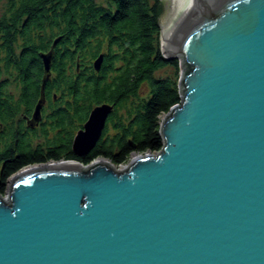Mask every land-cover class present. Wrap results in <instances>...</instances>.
Returning <instances> with one entry per match:
<instances>
[{"label": "water", "instance_id": "obj_1", "mask_svg": "<svg viewBox=\"0 0 264 264\" xmlns=\"http://www.w3.org/2000/svg\"><path fill=\"white\" fill-rule=\"evenodd\" d=\"M161 45L182 67L163 147L118 171L70 159L18 170L0 194V264H264V0H168ZM42 57L44 88L53 51ZM44 103L42 89L31 126ZM112 111L91 109L77 156Z\"/></svg>", "mask_w": 264, "mask_h": 264}, {"label": "trees", "instance_id": "obj_2", "mask_svg": "<svg viewBox=\"0 0 264 264\" xmlns=\"http://www.w3.org/2000/svg\"><path fill=\"white\" fill-rule=\"evenodd\" d=\"M163 11L162 0H8L0 15V193L7 192L9 177L30 164L63 159L89 164L105 157L118 165L134 152L163 147L162 118L182 100L179 80L155 76L164 66L180 64L161 49ZM51 50V73L43 88L42 54ZM100 54L103 62L96 69ZM143 84L148 95L130 103ZM42 89L49 103L42 126L46 143L35 144L37 129L20 115L32 117ZM104 102L113 111L102 136L88 154L77 156L75 130ZM122 108L126 118L119 114ZM110 126L115 133H109Z\"/></svg>", "mask_w": 264, "mask_h": 264}, {"label": "rangeland", "instance_id": "obj_3", "mask_svg": "<svg viewBox=\"0 0 264 264\" xmlns=\"http://www.w3.org/2000/svg\"><path fill=\"white\" fill-rule=\"evenodd\" d=\"M97 2H99V3H103V4H107V1L108 0H96ZM163 1V9H164V11H163V14H164V12H165V10H166V4H167V0H162ZM7 6H8V0H0V15H2L5 11H6V9H7ZM163 14H162V16H163ZM159 42H160V45H161V34H160V36H159ZM161 47H162V45H161ZM176 58H178V59H180L179 57H176ZM155 76H157V77H165V76H171L172 78H175V79H177V80H180L181 79V76H182V67H181V63L179 64V67L178 68H175L174 66H171V65H167V66H164V67H162V68H160V69H158L156 72H155ZM9 88L13 91V92H17V91H19V89H18V86L15 84V83H12L10 86H9ZM59 93L58 94H56V97H59ZM148 95V86H147V84H143L142 86H141V88H140V91H139V96L138 97H136V98H133L131 101H130V103H132V102H135V101H139L141 98H143V97H146ZM44 107V109H43V111H42V118H43V121H44V123H47V121H48V117H47V115L49 114V103H47V101L45 102V105L43 106ZM119 114L120 115H122V117L123 118H126L127 117V110H126V108H122L121 110H119ZM19 117V116H18ZM20 117H22V115H20ZM37 129V131H36V135H35V137H34V143L36 144V143H43L44 142V140H45V137H44V135H43V132H42V127H38V128H36ZM77 131V129L75 130V132ZM109 133L110 134H113V133H115V131H114V129H113V127L112 126H110L109 127ZM1 137V136H0ZM4 145H3V143H2V139L0 138V149H2V147H3ZM134 157V154H132L130 157H129V159L126 161V163H124V164H114V163H112L111 162V160H109V159H107V158H105V157H103V158H97V159H95L94 160V162H92V163H90V165L91 164H93V163H95V162H99V161H102V162H107V163H109L110 165H112L113 167H114V169L115 170H121V169H124L125 167H121L122 165H124V166H126V165H128L129 164V162L131 161V159ZM126 164V165H125ZM12 176L11 177H9V179H8V189L10 188V183H11V180H12ZM3 197H5V196H7V194H8V190H7V192L6 193H0Z\"/></svg>", "mask_w": 264, "mask_h": 264}, {"label": "flooded vegetation", "instance_id": "obj_4", "mask_svg": "<svg viewBox=\"0 0 264 264\" xmlns=\"http://www.w3.org/2000/svg\"><path fill=\"white\" fill-rule=\"evenodd\" d=\"M44 105H45V103H44ZM27 116H31V113L30 114H25V113H23V115H22V118L24 119V122H25V124L29 127V128H31V129H36V128H38V127H42L43 126V124H44V121H43V118H41V120H40V122L38 123V125L37 126H31L30 124H29V122H28V117ZM43 143H46V141L44 140V142Z\"/></svg>", "mask_w": 264, "mask_h": 264}, {"label": "bare ground", "instance_id": "obj_5", "mask_svg": "<svg viewBox=\"0 0 264 264\" xmlns=\"http://www.w3.org/2000/svg\"><path fill=\"white\" fill-rule=\"evenodd\" d=\"M167 5H168V0H167L166 8H167ZM57 163H60V162H52V161H49V162L44 163V164H42V163L31 164L29 166L24 167L22 170L25 171V170H28V169H31V168L43 167V166H47V165H50V164H57ZM121 167H124V165H122Z\"/></svg>", "mask_w": 264, "mask_h": 264}]
</instances>
